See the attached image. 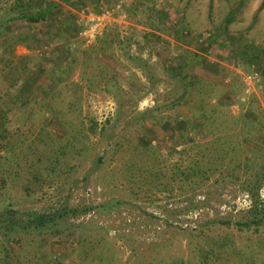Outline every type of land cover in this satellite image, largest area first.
<instances>
[{"label":"rangeland","instance_id":"1","mask_svg":"<svg viewBox=\"0 0 264 264\" xmlns=\"http://www.w3.org/2000/svg\"><path fill=\"white\" fill-rule=\"evenodd\" d=\"M74 1L0 0V207L125 202L111 214L76 218L98 228L53 237L43 250L0 242V264H54L56 254L69 255L67 264H95L79 246L104 252L101 264H264V225L219 222L250 218V189L264 178V13L256 61L242 54L250 33L187 25L189 0ZM50 2L58 7L47 20L19 19ZM106 11L110 17L94 20ZM208 45L230 71L194 56ZM253 69L260 79L246 84ZM187 80L186 102L176 103ZM189 115L197 119L190 136L173 134L174 120ZM197 162L211 175L204 186ZM198 201L207 204L188 208ZM85 237L92 243L80 242Z\"/></svg>","mask_w":264,"mask_h":264},{"label":"trees","instance_id":"2","mask_svg":"<svg viewBox=\"0 0 264 264\" xmlns=\"http://www.w3.org/2000/svg\"><path fill=\"white\" fill-rule=\"evenodd\" d=\"M68 2H72L74 5H76V2L74 0H66ZM30 7V6H29ZM58 7L56 3L50 2L49 4H46L45 6L40 7L36 12L32 13L31 11H26V13H23L21 17L26 18L31 23H38L41 21H45L48 19L49 15L52 13V11ZM69 41L71 43V40L69 38ZM67 45V52L70 58V56L73 54V49L71 48V44ZM70 47V48H69ZM135 64L141 68H143L145 71L150 72L151 67L145 59L142 57H135L132 56L131 58ZM186 65V64H185ZM183 68V67H182ZM194 78V77H190ZM197 80H200L198 77L194 78ZM186 88L183 89V94L181 97H179L176 100V103H184L186 101L185 97L189 93V88L192 86L193 81H186ZM208 104L203 106L204 109L200 110L201 113L206 114V120L210 118L211 115H207L208 111L206 109L208 108ZM218 108V107H217ZM214 111H216V109ZM204 111V112H203ZM182 114V113H180ZM110 122V118L107 120ZM197 119H195L194 115L193 117L191 115L184 116L181 118L178 116L174 120V130L171 129V132L173 134H178L180 136H183V134L186 132V136H190L191 130L195 127L193 123H196ZM202 129V128H201ZM106 132V128H104V125L102 126L101 130L99 131V135L103 136ZM203 135L207 137V135L203 131ZM193 140V139H192ZM206 140V138L204 139ZM143 144L146 147L151 145V141H143ZM105 158V155L102 154L98 156L95 160L94 169H97V165H99L103 159ZM264 165V164H263ZM195 166H192V169H194V174L199 177L200 179V185L204 186L207 184V181L210 180L211 175L205 170L200 167V163L197 162V168H194ZM214 167L210 166V171L213 172ZM192 173V172H191ZM193 174V173H192ZM91 175V172H88L85 176L86 179H89V176ZM261 176H264V173L261 174ZM264 185V178L260 179V182L258 185H256V188H251V193L253 195V205L252 207H249L248 213L250 214V218L247 220H238V221H219L221 224L225 225H231L235 223L238 226L251 229L253 226H260L264 225V207H262V201H260V195H259V189L261 186ZM125 201L118 199V198H109L103 202L100 203H83V204H71L69 199H63L60 205L48 207V209H39V208H20L15 207L11 204H4L2 207H0V242L1 243H8L11 244L13 242H17L18 244H21L24 240L27 242L28 245H33V247L36 250H43L46 247L47 243H50L49 241L54 237L57 238L62 236H71L73 233L77 230H83V231H92L96 228H98L96 225H93L91 222L76 224L75 219L83 216L88 215L92 211H96L100 214H111L119 208V206L124 203ZM264 203V202H263ZM207 204L205 201H198L196 203H192L188 208H199L201 205ZM89 238L85 237L84 240H81L80 242H90L92 241L88 240ZM78 252H80L86 260H89L93 255L96 257L94 263L95 264H101L104 261V252H100L98 254H93L91 248H85L80 247L77 249ZM43 256H45V253H42ZM56 260L54 264H67L64 262V258L69 255H59L56 254ZM54 256V257H55Z\"/></svg>","mask_w":264,"mask_h":264},{"label":"crops","instance_id":"3","mask_svg":"<svg viewBox=\"0 0 264 264\" xmlns=\"http://www.w3.org/2000/svg\"><path fill=\"white\" fill-rule=\"evenodd\" d=\"M189 3L190 17L186 21L187 25H189L191 28H194L196 31H202L203 33L208 30L207 28L209 26H213L215 24H226L232 29L238 28L241 31V34L250 33V35L247 36L248 39L246 37L247 42L245 43V48L243 49L242 46V54L244 58L257 61V14L260 12L264 13V0H237L235 4L229 2V0H189ZM21 18L22 17H19V19ZM29 37H32V31L30 30ZM29 43L32 42L29 41ZM25 46L26 47L23 49L19 47L21 49L19 52L20 54H22L21 52H23V50L28 52V54L20 55V59L23 61L22 69L27 70L26 72H28V76L26 77V80H28L30 76L28 70L31 69L29 67V63H27V60L30 59L29 56L31 55V50H29V48H31V46ZM209 46L210 45H208V47L206 46L208 50L205 49L203 53L199 51V53H196L194 56H198L200 58V54L203 55V59L205 61L204 65H206L205 68L209 67L208 59H211L212 62L216 61L220 64H223L227 71H230L228 68V62H225L220 57L213 59L210 55H208L213 52V46ZM220 46H222V44ZM193 63H195V61ZM226 75H228V72ZM28 81L29 92L26 94L31 93L34 86L32 83L30 86L31 81Z\"/></svg>","mask_w":264,"mask_h":264},{"label":"built area","instance_id":"4","mask_svg":"<svg viewBox=\"0 0 264 264\" xmlns=\"http://www.w3.org/2000/svg\"><path fill=\"white\" fill-rule=\"evenodd\" d=\"M108 16L109 17L111 16V12L110 11H106L101 16H98V17L94 18V20H97L98 23L100 24V21L102 19H104L105 17H108ZM256 78H257V81L260 79L259 72H258V70L253 69L252 70V74L249 73L247 75H244V82L246 84H249L253 79H256ZM263 192H264V189H263ZM245 196H247V197L244 199V201H247V199L249 198V195H245ZM262 197H263V201H264V193L262 194ZM249 202L251 203L250 200H249Z\"/></svg>","mask_w":264,"mask_h":264}]
</instances>
